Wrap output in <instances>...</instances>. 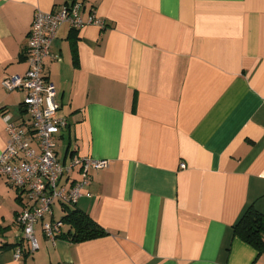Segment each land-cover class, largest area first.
Returning a JSON list of instances; mask_svg holds the SVG:
<instances>
[{
	"label": "crops",
	"instance_id": "0c3cea01",
	"mask_svg": "<svg viewBox=\"0 0 264 264\" xmlns=\"http://www.w3.org/2000/svg\"><path fill=\"white\" fill-rule=\"evenodd\" d=\"M74 2L106 26L64 23L51 43L45 74L68 119L56 155L109 161L75 206L107 233L52 240L40 221L28 252L27 194L0 174V245L21 239L0 264H264L235 234L250 206L264 214V0H0V154L7 123L30 119L26 91L2 79L27 71L36 11ZM68 211L56 202L44 220Z\"/></svg>",
	"mask_w": 264,
	"mask_h": 264
},
{
	"label": "built area",
	"instance_id": "2783aa9c",
	"mask_svg": "<svg viewBox=\"0 0 264 264\" xmlns=\"http://www.w3.org/2000/svg\"><path fill=\"white\" fill-rule=\"evenodd\" d=\"M67 23L73 28L88 24L106 26L105 20L90 15L86 20L81 15V3L65 4L60 9L35 13L27 39L26 58L28 69L24 74L6 75L2 86L12 91L23 89L26 96L24 109L29 113L28 125L7 123L9 139L0 154V174L17 189L25 192L28 202L19 214L28 252L38 249L35 225L43 221L46 235L52 240L62 233V220H47L53 214V205L76 206L92 181L91 172L106 168L107 159L76 156L70 163L62 162L56 155L55 137L68 124V119L59 114L55 84L45 74V61L50 56V47L58 29ZM36 142L37 148L33 145ZM184 166V164H182ZM77 169L80 177L72 178ZM18 247L16 258L22 254Z\"/></svg>",
	"mask_w": 264,
	"mask_h": 264
},
{
	"label": "trees",
	"instance_id": "16d2710c",
	"mask_svg": "<svg viewBox=\"0 0 264 264\" xmlns=\"http://www.w3.org/2000/svg\"><path fill=\"white\" fill-rule=\"evenodd\" d=\"M67 207L69 211L63 215L61 220L69 224V229L62 230V233L57 238L83 242L107 233L88 213L75 206ZM235 234L257 249L264 250V214L250 206L235 226ZM19 245H21V239L15 244H2L0 248L17 247ZM25 251L27 250L25 249Z\"/></svg>",
	"mask_w": 264,
	"mask_h": 264
},
{
	"label": "rangeland",
	"instance_id": "374dc122",
	"mask_svg": "<svg viewBox=\"0 0 264 264\" xmlns=\"http://www.w3.org/2000/svg\"><path fill=\"white\" fill-rule=\"evenodd\" d=\"M37 224H38V223H37ZM37 224H36V225H37Z\"/></svg>",
	"mask_w": 264,
	"mask_h": 264
}]
</instances>
